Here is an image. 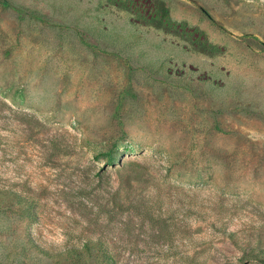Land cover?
<instances>
[{"label":"rangeland","instance_id":"1","mask_svg":"<svg viewBox=\"0 0 264 264\" xmlns=\"http://www.w3.org/2000/svg\"><path fill=\"white\" fill-rule=\"evenodd\" d=\"M3 190L0 264H264V0H0Z\"/></svg>","mask_w":264,"mask_h":264},{"label":"trees","instance_id":"2","mask_svg":"<svg viewBox=\"0 0 264 264\" xmlns=\"http://www.w3.org/2000/svg\"><path fill=\"white\" fill-rule=\"evenodd\" d=\"M101 155L107 156V164L113 166L116 164L117 158L111 151L102 153ZM119 163L121 164V162ZM125 167L126 165L122 164L121 167L117 169V173L121 175L123 172L122 170H125ZM11 194V190L0 191V197H9V195ZM116 195L117 192L114 193L113 199H115ZM39 249L44 253H49L43 248ZM66 253H73L75 255L77 261L75 264H119L118 258L112 253L109 244L102 238L86 239L81 247H71L66 251ZM244 259H246L247 262L250 259L258 260L264 263V250H260L257 254H246V257Z\"/></svg>","mask_w":264,"mask_h":264}]
</instances>
